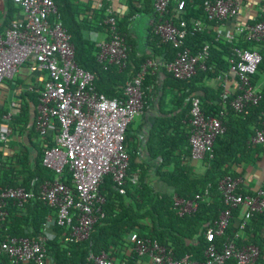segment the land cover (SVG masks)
<instances>
[{
    "label": "trees",
    "instance_id": "trees-1",
    "mask_svg": "<svg viewBox=\"0 0 264 264\" xmlns=\"http://www.w3.org/2000/svg\"><path fill=\"white\" fill-rule=\"evenodd\" d=\"M58 8V19L67 29L71 41L75 46L76 62L79 67L94 75L97 91L110 99H125V88L129 82L141 71L148 60L162 61L167 64L173 61L181 49L165 44L155 35L153 26L149 29L147 44L151 48L148 54L140 55L130 42L127 24L128 19H117L121 33L125 34L130 47L129 58L124 69L117 66H106L98 61L99 48L97 44L87 38L86 31L107 33L109 29L104 24L107 18L108 5L94 13L92 20H80L82 12L75 6L74 0H53ZM150 1V3H149ZM179 1H184L182 12L178 9ZM214 0H171L169 14L165 18L174 17L176 21L187 23V36L184 40L185 48L193 55L203 52L206 46L208 56L205 60L206 69H199L197 74L187 80H178L166 71L163 88H157L158 103L162 108L169 101L173 108L163 110L148 132L147 140H140L130 131L129 125L126 145L130 156L128 175L137 173V184L129 180L120 193L112 176L104 179L101 191L106 198L103 207L104 218L93 227L90 237L86 241L72 240L70 230L60 227L56 221L53 224L54 238H48L45 227L52 217L56 219V210L42 200V187L47 182H53L56 174L43 165V156L47 148L54 145V136L34 144L37 156L31 163L28 156H18L17 161L3 158L0 151V188L22 187L34 193V197L19 205L8 200L3 208L4 217L0 220V241L7 237L46 239L48 255L53 264H94L92 256L103 253L114 261L120 252L131 250L122 262L115 264H135L138 255L133 250L130 236L137 233L141 238L157 242L170 251L175 258L190 255L192 259L203 261L204 251L208 246L205 237L207 229L213 227L226 206L219 191V183L226 176L242 177L250 166H255L261 160L264 145L251 144V138L256 130L264 128V87L258 90L261 100L257 104L247 106L243 112H237L230 106H224L222 94L224 86L217 88L207 86V81L217 79L228 72L232 62H238L236 50L258 51L262 56L257 73L253 76L256 87L264 78V43L246 40L244 36H236L232 42L223 37L215 28L217 23L208 21L204 12V4ZM131 13L139 11L136 2H143L147 6L144 12L154 14L153 22L160 17L154 9L155 0H130ZM148 2V3H147ZM12 0L7 3L8 27L16 19L21 8ZM258 20V18L254 23ZM203 23L202 30H196L194 22ZM156 77L150 72L143 83L144 100L152 95L151 86H155ZM19 112L11 114L7 124L15 131L29 133V137H40L35 128V119L31 124L30 104H36L39 94L26 93ZM197 96L201 100V108L207 116L220 117L226 127L224 134L218 136L214 142L212 157L207 155L203 161L205 171L198 173L192 165V149L190 145V112L191 99ZM223 112V115L221 113ZM10 113L9 109L0 110V123L5 124L4 117ZM174 114V115H171ZM240 169V171H238ZM63 181L71 186L69 167L65 168ZM155 182L163 184L168 190H159ZM264 190V186L262 187ZM244 195H254L255 192L241 190ZM177 195L186 200H196L198 206L191 214L179 216L174 205L173 197ZM198 197V198H197ZM241 208L233 212L226 234L216 239L220 245L227 237L234 238L242 233L237 241L238 246L255 245L260 249L259 264H264V213H255L246 224L243 231ZM0 264H14L7 255L0 256ZM228 264H236L230 261Z\"/></svg>",
    "mask_w": 264,
    "mask_h": 264
},
{
    "label": "built area",
    "instance_id": "built-area-1",
    "mask_svg": "<svg viewBox=\"0 0 264 264\" xmlns=\"http://www.w3.org/2000/svg\"><path fill=\"white\" fill-rule=\"evenodd\" d=\"M21 8L22 19H15L4 34L0 35V84L14 80L19 70L28 65L30 73L45 75L39 90V106L35 128L40 138L46 140L54 136V145L47 148L43 165L56 174L53 182L42 187V200L56 210V221L60 227L70 230L72 240L89 239L94 225L103 219L106 198L101 191L104 179L112 176L120 193L129 180L137 184V173L128 175L130 156L126 145L129 125L145 112L146 101L143 83L146 76L165 68L178 80L195 76L199 69L205 70V60L209 47L202 53L193 55L184 46L187 23L176 21L169 14L171 0H155L154 9L160 19L152 22L155 35L165 44L181 49L177 57L165 64L148 60L141 71L125 88V99H110L99 93L94 84V75L79 67L76 62L75 46L71 37L58 19V8L53 0H12ZM184 1H179L178 11L184 10ZM241 3L237 0H214L204 4L208 21L222 24L236 19L241 14ZM262 20L254 24H239L233 34L227 35L230 42L236 36L246 40L264 43V8ZM104 24L109 29V39L98 46V61L106 66H117L120 70L127 65L130 47L125 34L121 33L117 18L108 10ZM196 30H202L203 23L194 22ZM219 32V30H218ZM238 62H232L228 72L221 74L219 81L231 75L237 79V90L232 93L224 85L222 102L237 112H243L261 100V95L253 85V76L262 62L258 51L236 50ZM190 145L192 160H204L210 154L216 138L225 133L226 127L220 117L207 116L201 108V100L191 99ZM223 115V112L221 113ZM11 114L0 123V141L7 140L13 129L7 124ZM251 144L264 145V128L256 130ZM69 167L71 186L63 181L65 168ZM243 177L226 176L219 183L225 210L213 227L207 229L205 237L208 246L204 260L198 261L190 255L180 258L160 246L157 242L141 238L137 233L130 236L134 252L140 259L149 258L151 264H259L260 249L255 245L238 246L241 232L234 238L227 237L220 245L216 239L226 234L233 212L241 208L243 231L255 213H264V190L258 189L254 195H244ZM34 197V193L22 187L0 188V220L8 200L19 205ZM198 198V197H197ZM175 208L179 216L191 214L197 209L196 200H186L174 195ZM7 255L14 264H53L48 255L46 239L7 237L0 241V256ZM94 264H115L108 254L91 257Z\"/></svg>",
    "mask_w": 264,
    "mask_h": 264
},
{
    "label": "crops",
    "instance_id": "crops-1",
    "mask_svg": "<svg viewBox=\"0 0 264 264\" xmlns=\"http://www.w3.org/2000/svg\"><path fill=\"white\" fill-rule=\"evenodd\" d=\"M9 0H0V35L4 34L8 29L6 25L7 19V3ZM241 3V14L236 19H230L222 24H217L215 31L227 37L229 34H233L239 24H254V22L261 17L262 9L264 8V0H237ZM75 6L82 14L79 16L80 20L88 18L92 20L94 13L98 12L104 4L108 5V10L116 16L117 19L124 21L128 19L127 29L130 37V42L134 45V49L140 55L148 54L151 48L147 44V38L149 36V29L151 28L154 14L144 12L147 10V6L143 2H136V8L139 10L135 14L128 17L131 13L130 0H74ZM148 3V2H147ZM150 3V1H149ZM18 7V6H17ZM174 9L177 10L176 6ZM23 13L20 11L16 15V19H22ZM219 30V32H218ZM85 38L95 42L97 45L108 41L109 37L107 33L86 31L84 33ZM156 77L155 86H151L152 95L148 97L146 101L145 112L138 116L134 122H132L131 133L137 136L140 140L148 139V132L153 127L157 119L163 116L164 111H170L173 107L166 105L160 107L157 98L155 96L160 94L158 89L163 88L166 76L162 72H155ZM45 75L41 73H30L28 65L22 67L16 74L14 80L5 81L0 84V110L9 109V114L18 113V108L23 102V97L27 98L26 93H38L42 88ZM220 85H224L232 93L237 90V79L234 76H230L227 80L219 81L218 79L207 81V86L217 88ZM264 87V78L257 84L256 89L261 90ZM39 99L36 104H30L31 124L38 112ZM174 115V114H171ZM40 137H29V133H20L13 130V134L4 141H0V151L3 154V158L9 161H17L18 156H28L29 161L32 163L37 156V151L34 144H40ZM192 165L196 172L202 173L205 171V166L202 160H192ZM240 171V169H238ZM243 177V189L249 192H256L258 189L264 186V151L261 154V160L255 165L250 166L242 175ZM155 185L159 190L168 189L163 185L155 182ZM242 217V214L240 215ZM52 218V217H50ZM53 219L48 220V224L45 227V233L48 238H54L56 234L53 231ZM264 238V228H263ZM131 250L127 252H120L119 256L114 259L115 263L122 262L125 255H129ZM135 264H151L149 258L138 259Z\"/></svg>",
    "mask_w": 264,
    "mask_h": 264
}]
</instances>
